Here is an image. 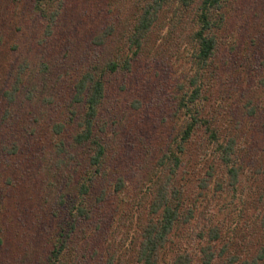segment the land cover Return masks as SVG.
Returning <instances> with one entry per match:
<instances>
[{
	"label": "trees",
	"instance_id": "1",
	"mask_svg": "<svg viewBox=\"0 0 264 264\" xmlns=\"http://www.w3.org/2000/svg\"><path fill=\"white\" fill-rule=\"evenodd\" d=\"M78 1L68 46L74 0H0V264H264L241 0Z\"/></svg>",
	"mask_w": 264,
	"mask_h": 264
},
{
	"label": "rangeland",
	"instance_id": "2",
	"mask_svg": "<svg viewBox=\"0 0 264 264\" xmlns=\"http://www.w3.org/2000/svg\"><path fill=\"white\" fill-rule=\"evenodd\" d=\"M242 2V6L238 11L239 12L243 11L244 15L242 16L243 20H239L240 22H242L244 24L242 31L239 32V30H236L233 26V20H231V22L226 26V30L228 31H232L234 33H236L237 38V43L241 44L240 47L244 46L246 47V45L248 43H250V39H254V43L258 44L259 46V51L260 53L264 54V0H241ZM82 3V2H81ZM74 8L70 11L67 12L65 14H63V19H62V26L59 28V39L60 37L64 39V43L68 42L70 40H72V38H76V41H80L82 34H84L87 31V26L89 25L90 20L92 19L89 15V8L91 7L89 4L88 8H85L83 11H81V7H80V2L78 0H74ZM93 11V7H91V9ZM2 17H0L1 19ZM70 27V30L68 31ZM234 28V29H233ZM67 36V34H69ZM234 33V34H235ZM61 34V36H60ZM59 39L57 38V41H59ZM61 40V39H60ZM72 41H70V43L68 44V46L75 44V43H71ZM249 45V44H248ZM77 47V45H76ZM258 50V49H257ZM171 57V56H169ZM171 59V58H170ZM170 59L167 57V59L165 61H167V64H170ZM166 69V71H170L172 70L170 67H166L164 65H162L160 63V68ZM159 69V68H157ZM163 69H160L159 72L161 74H163V77H167L168 74L167 73H163L162 71ZM158 79V78H157ZM224 83L218 84V86L216 88H220L223 87ZM232 84V83H231ZM230 84V85H231ZM241 85H243V87H246L247 84L241 83ZM232 90V89H231ZM242 93H244V95L246 96H250L253 98L254 96H256L258 98V95L261 96L262 92L260 91V89L256 90V91H252L251 89H247L246 92L241 91L240 94L238 91L234 92L232 91V95L230 98H228V101L231 103V101L238 102V98H242V100L238 103V106L242 109V105L243 102L246 98H243ZM237 107V108H239ZM263 122V121H262ZM262 124H258V129L256 132V136L257 139L255 140V147H256V152L258 151H262V149L264 148V131ZM260 129V130H259ZM262 136L263 140H260V137ZM262 152L259 153V156H262ZM189 161H190V168L193 170L194 168L197 169L198 172H202V169H199V166L197 165L198 162H196L198 160V154L196 152H192L190 151L189 153ZM187 158V159H188ZM196 175H198V173H196ZM192 178H194V175H190ZM190 178V180H195ZM4 182H2L3 184ZM194 185H191L189 187L193 188ZM9 187V186H8ZM8 189V188H6ZM12 194H14L13 190H9Z\"/></svg>",
	"mask_w": 264,
	"mask_h": 264
}]
</instances>
